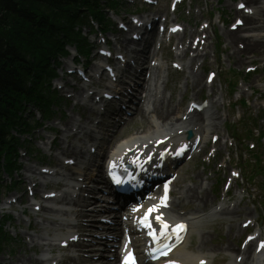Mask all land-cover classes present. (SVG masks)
Returning a JSON list of instances; mask_svg holds the SVG:
<instances>
[{
	"label": "bare ground",
	"instance_id": "bare-ground-1",
	"mask_svg": "<svg viewBox=\"0 0 264 264\" xmlns=\"http://www.w3.org/2000/svg\"><path fill=\"white\" fill-rule=\"evenodd\" d=\"M240 3H244L246 4V7H250L254 10V14L253 15H247L246 17H244V26L246 27V32H250L249 35L247 37L241 35L240 33L242 32V28H238L236 30V32H232V31H224L223 32V37L225 40V43L227 44V47L230 49L229 52L227 53L228 58H235L236 62L238 64H243L244 62H247L248 59L247 58H243V56H247L250 54H256L258 55V59H264V25L263 26H259V21L261 19L264 18V0H242ZM228 9L232 12V15H234L235 17H240L243 15L242 12H239L238 10H234L232 9V5L230 4L228 6ZM197 34V32L195 33ZM263 37V38H262ZM240 44L242 47L238 48L237 45ZM145 58V56H144ZM263 60H261L262 62ZM136 67L134 69L138 70V65L135 64ZM190 77H192V75H190ZM192 79H194V82H197L199 84H197L196 86L201 87V83H200V75L197 74H193ZM205 86V85H204ZM150 100H148V103H143L141 106H139V110L136 111L135 109V114L137 116H139V123H141V127L139 126V128H136V130L132 131V129L135 127L136 122L131 123L128 128L126 129L125 133L127 137H120L117 141V143L113 146V149H117V148H121L123 149V147H126V145H128V147L139 143V141H149L150 138H153L155 136L158 135H163L166 133H172L173 131L176 130H186V129H191L194 130L196 127L199 126L198 123L202 124V138L201 140H205L206 136H209L211 134H214L215 131L219 130V118L216 117V115L211 114V116H209L208 118L203 117L202 115H198L197 117H192L190 116L188 118V123L182 122L181 124H185L187 127H180V118H179V112H180V107L170 104L167 106L163 105V101L155 98L152 103L149 102ZM147 109H151V115H149L148 117L145 116L146 110ZM72 111V110H71ZM74 111V110H73ZM121 110H118V112H120ZM86 112L88 113V115L86 116L85 120L83 122H81L80 126L77 127V122L75 121V118H69L67 120H63L62 121V128H61V136L59 138L58 143H60V147L59 150L62 152V155H67L68 152H72L74 149L73 144H69L66 148L64 149L65 146L63 145L64 141L69 137L71 131L73 128L76 127V134H82V132L85 130V128L87 127L88 124H92L93 120H99V122H97V126H98V130L101 131L103 134L108 133V131L111 129L112 131H116V133H118L121 128H120V124H118V122H114L113 124H111V122L109 121L108 118L106 119H98L99 116V110H97L96 108L93 109V107H87ZM164 116V117H163ZM135 117V116H134ZM133 121V118L130 119V122ZM198 124V125H197ZM126 125V124H125ZM59 127V124L54 125L52 127ZM108 129V130H107ZM124 129H122L121 131H123ZM131 131V133H130ZM115 133V134H116ZM130 133V134H129ZM210 133V134H209ZM89 136H93L92 133H89ZM41 137L40 135L38 136V138ZM161 137H157L156 139H159ZM177 139H179V136L177 137ZM74 140H77L78 143H82V139L77 136ZM51 138H48L46 136H44V140L41 142V144H43L44 146V151L46 152H51V151H55L56 149V144H52L50 143ZM202 142V141H201ZM62 144V145H61ZM77 149V146H76ZM75 149V151H76ZM74 153H71V155H73ZM70 158V157H69ZM54 159L57 162V158L56 155H54ZM97 163V161H96ZM95 163L93 162L88 163L87 166L89 167H96L95 172L96 175L94 176L95 179H91V180H95L98 182H103V172H102V164L101 162H99L98 164L94 165ZM56 168H60L59 164H56ZM28 171H30L31 173H33V171H31L30 168H26ZM85 171L87 172L88 169L86 168ZM25 179H28L27 177H25ZM44 179V178H43ZM195 180L198 179V176H196L194 178ZM56 182H51L49 184H51V186H55V187H61L64 188L65 185H63L61 179H55ZM37 183L38 182H34ZM40 187H48V185L46 184V182H42L41 185H38ZM82 192H88L90 193V190L88 189H81ZM211 188L206 189H202V187L200 186H194L193 188H187L186 192L183 193L182 198L183 201L190 203L192 205H194L195 207L185 216H174L171 215V217L175 220H188L190 221L189 225H190V232L189 234L192 235H197V246L194 249V252H187L185 250V246H186V242L189 238V234L188 237L185 241V243L183 244V246L179 249V253L182 254L181 260L182 263L181 264H199L200 259H202L203 257H206L207 253L209 252H220L222 251L221 248L214 249L213 246H210L208 240V235L203 232L202 229H200V227H204L202 226V222H203V216L201 215V213H203L201 210L204 208V206H206V204L208 202H211L210 198H211ZM35 196H39V187L38 189H35ZM64 198L61 201H67L66 203L70 205V203H72V205L74 207H77L78 209H76L73 212V215L75 216L76 222L72 224V229L76 232H72V235H70V237H72L75 233L82 231L83 233H85V237L91 238L90 242L95 240V238H92L91 234L94 233L92 228H95L94 223V218L91 220L93 222H89L87 224H85L83 226L82 222L83 219H85L86 215H91V217H94L96 214H103L105 212H107V208L108 205L106 204H101V208L99 210H92L91 212H87L86 210H82L80 208V206L83 204H90L91 200L88 197H82L79 196L77 194V198L76 199H70L68 194L64 193L63 194ZM6 205V204H4ZM110 207V206H109ZM42 217H45L48 213V210L46 207L42 208ZM35 214V213H34ZM243 212L242 210H233L231 211V213L227 214L226 212H223L220 216H224L225 218L229 219L232 218L233 216H239L242 215ZM214 214L212 211V214L208 217L210 218H214ZM252 217L255 216V214L251 215ZM106 219H110L109 221H107L106 224L102 225L100 231L97 233L99 235H103L104 233L102 231H106L108 229H117L120 227L119 222L120 220L118 219H114V217L112 218H106ZM49 221V220H48ZM47 221V222H48ZM43 222H45L44 219L41 220V223H39V228H38V232H40L39 236H36L35 239L39 240V241H47V238L45 236H50L51 231L46 229L44 227ZM112 222V224L110 223ZM110 223V224H109ZM29 224V223H27ZM121 224V223H120ZM65 228V226H62V224L60 223L59 229ZM121 228V227H120ZM58 229V230H59ZM236 233L241 234L240 229L237 227L235 229ZM96 233V232H95ZM27 235V234H25ZM44 235V237H43ZM104 236V235H103ZM120 236V233H116L114 235V238L112 239L111 243H118L117 238ZM34 236H31V239H33ZM98 244H100L101 247H103V251H107L106 248V240L103 239H99L96 240ZM32 242V240H31ZM77 244V245H76ZM76 244L71 245L73 248L79 249V251L81 253L84 252H88V250L90 252H93V246L90 244L85 243L84 241L82 242H78ZM42 249H48L47 251L45 250H41L42 253H40V255H38V257H41L39 260L38 257H33L32 255H30L28 257V259L30 260H26V258H19L17 257L15 260V264H35V263H39V264H44L46 263V261H48V263H50L53 260L57 261V264H85V263H90V264H98L99 262L95 261H89L85 258H83L82 255L78 254L79 256L75 259L73 257H68V256H57V257H53L51 259H49L51 256L49 255V251L55 250L53 249V246L50 244H40ZM228 249V248H227ZM99 251V250H98ZM226 251V256H227V263L226 264H234V262L232 261V253H230L228 250ZM51 253V252H50ZM52 254V253H51ZM236 254H239V251H236ZM103 255V254H102ZM101 255V256H102ZM105 255V254H104ZM100 256V257H101ZM115 256V255H114ZM99 257V258H100ZM264 258V254L259 255L258 258H253V254H252V246L248 247L245 252L243 253V260L241 262V264H262V259ZM100 264H109L106 261L101 260Z\"/></svg>",
	"mask_w": 264,
	"mask_h": 264
},
{
	"label": "trees",
	"instance_id": "trees-1",
	"mask_svg": "<svg viewBox=\"0 0 264 264\" xmlns=\"http://www.w3.org/2000/svg\"><path fill=\"white\" fill-rule=\"evenodd\" d=\"M95 5L89 0H0V156L22 99L33 98L27 85L38 63L58 50V35L78 10L93 11Z\"/></svg>",
	"mask_w": 264,
	"mask_h": 264
},
{
	"label": "rangeland",
	"instance_id": "rangeland-1",
	"mask_svg": "<svg viewBox=\"0 0 264 264\" xmlns=\"http://www.w3.org/2000/svg\"><path fill=\"white\" fill-rule=\"evenodd\" d=\"M226 1H227V4H226ZM232 3V4H231ZM229 4H231V5H233V0H231V2L229 1V0H225V1H223V3L220 5V8H222L223 9V11L225 12V14L226 15H228V12H229V10H228V6H229ZM200 3L198 4V5H196V4H194V6L192 7V13H193V11L194 12H197V10H196V8L198 9V8H200ZM195 9V10H194ZM196 15V13H194L193 14V16H195ZM230 18V17H229ZM229 18L227 19V21L229 20ZM184 21H186V19H184ZM226 28H228V26L226 27ZM242 34V33H241ZM69 51L71 50V49H68ZM219 52H222L221 51V49L219 50ZM255 56H258V55H256V54H254ZM264 57V56H263ZM228 61V60H227ZM238 65V66H237ZM244 64H242V66H243ZM223 68L224 69H226V70H228V69H232V70H235V69H237V68H239L240 66H241V64H237L236 63V61H235V58H231L230 59V61L227 63L226 61H224L223 62ZM241 66V67H242ZM263 74V72L262 73H258L257 74V76H260V75H262ZM257 76H254V77H252L251 79H250V82H252V80H253V82H255L256 81V79H257ZM259 78H261L262 80H264V77H262V76H260ZM253 86H255V85H253ZM217 87H219L218 86V84H217ZM224 95V94H223ZM228 96V99H230V97H231V94H229V95H227ZM257 96V95H256ZM256 97H254V99H255ZM231 100V102H233V99H230ZM64 108H66L67 109V106H66V104L65 103H62L60 106H57V109H54L55 110V116H54V119H57L58 117H59V115H62V117H63V112H61ZM257 110H259L258 108H257ZM61 112V113H60ZM60 113V114H59ZM250 114H252V113H250ZM142 125V124H141ZM141 125L140 124H136L135 125V127L132 129V131H134V130H136V128H139V126L141 127ZM257 126H264V115H263V117H262V112L261 111H259V116H258V121H257ZM143 127V126H142ZM141 127V128H142ZM264 128V127H263ZM12 132V135L14 136V133H13V131H11ZM130 133H131V131H130ZM129 133V134H130ZM19 146H20V148L21 149H27V148H29V144H26V143H24V139H19ZM34 147V146H33ZM17 162H19V161H17ZM197 173H199L198 172V170H197V167H196V169H195V174H197ZM19 173H17V175H18ZM188 175H189V177H193V170H190V172L188 173ZM4 180H9L6 176H5V178H4ZM13 182L14 183H16V180H15V175L13 176ZM16 190L18 191V192H20V186H17L16 185ZM2 192V191H1ZM183 204V203H182ZM184 205H186V203H184ZM9 213V210H5V213ZM6 215H8V214H6ZM3 216V214H0V217H2ZM1 220V219H0ZM12 223L11 225L12 226H16V224L15 223H13L12 221H9V222H7L8 224H4L3 226H2V231H1V233L3 234V235H7V233L9 234V232H11V230L13 231V232H15L17 235H20V233H22V232H26V233H28V234H32V233H30L29 231H25L26 229L24 228V226H19V227H15V229H12V226H10L9 225V223ZM209 229H212V228H210V227H208ZM222 234L225 236L226 235V233H227V227L226 228H224L222 231ZM1 237V236H0ZM3 239V238H2ZM194 241V240H193ZM9 250H10V252H11V256H10V258H9V260L6 258V257H9ZM32 253H34L35 255H38L39 254V252H37V251H33V250H31V251H29L28 249H26V246L24 245V244H22V243H19V242H17V241H13L12 243H4V241H0V264H15V260H16V258L17 257H19V258H26V260H30V259H28V257L30 256V255H33ZM220 256L222 257L223 255L222 254H220ZM25 264H28V263H25ZM36 264V263H35Z\"/></svg>",
	"mask_w": 264,
	"mask_h": 264
},
{
	"label": "snow or ice",
	"instance_id": "snow-or-ice-1",
	"mask_svg": "<svg viewBox=\"0 0 264 264\" xmlns=\"http://www.w3.org/2000/svg\"><path fill=\"white\" fill-rule=\"evenodd\" d=\"M119 182V181H118ZM154 210V209H153ZM150 211H152V210H150ZM165 227H167V225H165ZM181 228L183 227V226H180ZM261 247H264V244H262L261 245Z\"/></svg>",
	"mask_w": 264,
	"mask_h": 264
}]
</instances>
